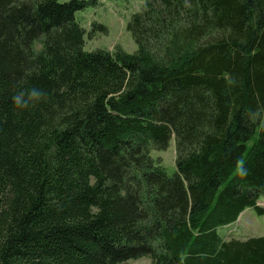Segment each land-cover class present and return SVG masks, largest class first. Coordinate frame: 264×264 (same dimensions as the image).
I'll use <instances>...</instances> for the list:
<instances>
[{
  "label": "trees",
  "instance_id": "obj_1",
  "mask_svg": "<svg viewBox=\"0 0 264 264\" xmlns=\"http://www.w3.org/2000/svg\"><path fill=\"white\" fill-rule=\"evenodd\" d=\"M96 3L0 0V264H264L218 232L264 216V0H151L131 56L85 51Z\"/></svg>",
  "mask_w": 264,
  "mask_h": 264
},
{
  "label": "rangeland",
  "instance_id": "obj_2",
  "mask_svg": "<svg viewBox=\"0 0 264 264\" xmlns=\"http://www.w3.org/2000/svg\"><path fill=\"white\" fill-rule=\"evenodd\" d=\"M70 0H61L69 2ZM85 1V0H83ZM151 0H97L95 5L87 7L76 15L80 26L85 30V51H106L111 54L124 53L135 55L140 51V45L135 41L128 30L132 18L145 11ZM171 36L166 37L170 41ZM160 41L164 55L168 46ZM159 45V44H155ZM159 46V47H160ZM36 51L41 50L39 44L35 45ZM150 156L155 166L172 177L176 172L177 150L175 141L172 140L166 150H151ZM264 209V197L258 201ZM219 234L224 241L232 239L245 241L251 238L264 237V216L257 215L253 210H246L238 221L228 227L220 228ZM128 264H152L149 258L130 261Z\"/></svg>",
  "mask_w": 264,
  "mask_h": 264
},
{
  "label": "clouds",
  "instance_id": "obj_3",
  "mask_svg": "<svg viewBox=\"0 0 264 264\" xmlns=\"http://www.w3.org/2000/svg\"><path fill=\"white\" fill-rule=\"evenodd\" d=\"M48 93L41 87L31 86V87H23L21 86L17 91L13 93L11 96V100L13 106L17 109L21 110H29L39 103L45 101L47 99ZM240 172H244V166L241 162L239 165Z\"/></svg>",
  "mask_w": 264,
  "mask_h": 264
}]
</instances>
